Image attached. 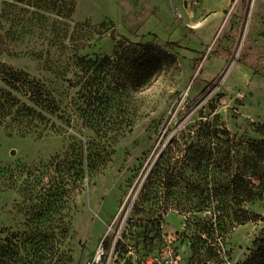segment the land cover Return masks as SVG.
Returning a JSON list of instances; mask_svg holds the SVG:
<instances>
[{"label":"rangeland","instance_id":"374dc122","mask_svg":"<svg viewBox=\"0 0 264 264\" xmlns=\"http://www.w3.org/2000/svg\"><path fill=\"white\" fill-rule=\"evenodd\" d=\"M69 1L0 0L7 17L14 13L25 19L16 25L18 29L34 27L31 34L7 39L0 59L46 79L63 108H71L74 89L57 70L67 67L69 55L50 45L55 27L70 21L79 25L76 38L93 37L80 51L85 55H113L117 42L123 40L152 42L160 51L172 50L177 56L146 89L134 94L132 131L115 142L113 159L103 174L86 191L76 193L68 263L242 264L248 260L256 238L263 234L264 197L246 203L259 218L236 225L220 238L224 260L217 263L201 261L192 248L196 221L204 214L190 216L173 207L164 212L162 201L140 199V190L171 140L182 145V132L196 130L208 118L227 126L236 138V149L264 155V135L252 126V122L256 127L264 125V0H196L193 13L188 0H176L169 6L145 7L130 19L126 6L119 5L121 0H100L98 5L75 0V13L69 19ZM14 26L10 21L3 24L4 31ZM42 28L47 39L40 34ZM37 52H43L42 57ZM58 126V131L45 128L41 136H24L0 126V232L24 227L21 187L27 171L46 164L75 140L93 135L78 116L71 124L59 119ZM251 181L259 183L257 178Z\"/></svg>","mask_w":264,"mask_h":264},{"label":"trees","instance_id":"16d2710c","mask_svg":"<svg viewBox=\"0 0 264 264\" xmlns=\"http://www.w3.org/2000/svg\"><path fill=\"white\" fill-rule=\"evenodd\" d=\"M75 9V0H70L67 18ZM8 15L0 10V52L7 39L33 33L34 27H16L25 19ZM5 21L15 26L4 31ZM63 26L52 29L55 38L49 41L69 55L67 67L57 70L74 89L71 108H63L46 79L0 59V126L24 136H41L47 127L58 131L59 119L71 124L78 116L93 135L75 140L46 164L27 171L21 187L26 206L24 227L1 230L0 264H69L67 242L72 236L76 193L86 191L103 174L113 159L115 142L132 131L134 94L146 89L177 56L172 50L160 51L152 42L123 40L117 42L113 55L81 54L94 38H76L78 24L69 21ZM44 32L42 28L40 34L47 39ZM42 53L35 55L42 57ZM198 125L196 130L182 132L183 147L180 140H171L160 153L141 185L140 199L162 201L164 212L173 207L190 216L204 214L203 220L196 221L194 254L201 261L221 263L224 249L220 238L236 225L260 217L250 212L246 203L264 197V155L236 149V138L216 118ZM252 126L264 135V125L256 127L252 122ZM254 178L259 183L252 182ZM255 241V250L242 264H264V229Z\"/></svg>","mask_w":264,"mask_h":264},{"label":"crops","instance_id":"0c3cea01","mask_svg":"<svg viewBox=\"0 0 264 264\" xmlns=\"http://www.w3.org/2000/svg\"><path fill=\"white\" fill-rule=\"evenodd\" d=\"M90 4L95 5L98 3L100 0H88ZM107 1V0H106ZM196 0H188L186 4L190 5V11L193 13V7H192V2ZM176 2V0H121V4H119L123 9L126 6V18H131V17H136L139 16V14L144 10L145 7L148 8H155L159 7V5H173V3ZM107 3V2H105ZM80 4V0H79ZM78 4V7H79ZM98 5V4H97ZM195 12V10H194Z\"/></svg>","mask_w":264,"mask_h":264}]
</instances>
